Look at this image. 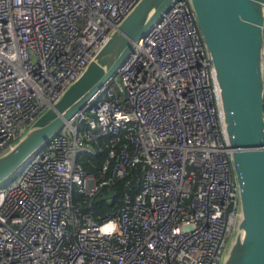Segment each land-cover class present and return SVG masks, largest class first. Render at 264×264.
<instances>
[{
    "label": "built area",
    "instance_id": "obj_1",
    "mask_svg": "<svg viewBox=\"0 0 264 264\" xmlns=\"http://www.w3.org/2000/svg\"><path fill=\"white\" fill-rule=\"evenodd\" d=\"M139 1L0 0V155ZM216 94L191 0H173L115 75L0 188V264H222L241 189ZM105 136L109 158L96 177L78 158ZM139 164L140 191L95 216L100 188Z\"/></svg>",
    "mask_w": 264,
    "mask_h": 264
},
{
    "label": "water",
    "instance_id": "obj_2",
    "mask_svg": "<svg viewBox=\"0 0 264 264\" xmlns=\"http://www.w3.org/2000/svg\"><path fill=\"white\" fill-rule=\"evenodd\" d=\"M172 1L137 3L62 98L13 149L0 155V184L49 144L66 121L115 75ZM191 3L213 61L216 101L224 115L232 167L241 189L240 219L222 264H264V0ZM113 196L110 191L109 198Z\"/></svg>",
    "mask_w": 264,
    "mask_h": 264
},
{
    "label": "trees",
    "instance_id": "obj_3",
    "mask_svg": "<svg viewBox=\"0 0 264 264\" xmlns=\"http://www.w3.org/2000/svg\"><path fill=\"white\" fill-rule=\"evenodd\" d=\"M109 140L110 136L101 137L100 147H96V152L83 151L79 154L78 161L82 164L83 168L96 177L100 176V171L109 158L110 149L105 146V143ZM142 176L143 169L142 165L139 164L131 168L124 178L116 180L109 186L101 187L91 201V207L95 216L112 213L124 204L126 195L135 196L141 189ZM8 181L1 183L0 188L5 186ZM110 191H114L112 198H109ZM82 198L83 196L77 194L78 200H82Z\"/></svg>",
    "mask_w": 264,
    "mask_h": 264
},
{
    "label": "bare ground",
    "instance_id": "obj_4",
    "mask_svg": "<svg viewBox=\"0 0 264 264\" xmlns=\"http://www.w3.org/2000/svg\"><path fill=\"white\" fill-rule=\"evenodd\" d=\"M109 39H110V38H109ZM108 41H109V40H108ZM217 90H218V86H217ZM219 99H220V98H219ZM220 101H221V100H220ZM221 115L224 116L223 113H222V111H221ZM221 119H222V117H221Z\"/></svg>",
    "mask_w": 264,
    "mask_h": 264
},
{
    "label": "rangeland",
    "instance_id": "obj_5",
    "mask_svg": "<svg viewBox=\"0 0 264 264\" xmlns=\"http://www.w3.org/2000/svg\"><path fill=\"white\" fill-rule=\"evenodd\" d=\"M10 180V179H9Z\"/></svg>",
    "mask_w": 264,
    "mask_h": 264
}]
</instances>
